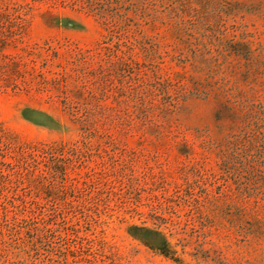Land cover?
Masks as SVG:
<instances>
[{
	"label": "rangeland",
	"instance_id": "1",
	"mask_svg": "<svg viewBox=\"0 0 264 264\" xmlns=\"http://www.w3.org/2000/svg\"><path fill=\"white\" fill-rule=\"evenodd\" d=\"M257 114L264 0H0V264H264Z\"/></svg>",
	"mask_w": 264,
	"mask_h": 264
},
{
	"label": "trees",
	"instance_id": "2",
	"mask_svg": "<svg viewBox=\"0 0 264 264\" xmlns=\"http://www.w3.org/2000/svg\"><path fill=\"white\" fill-rule=\"evenodd\" d=\"M95 9H92L94 11ZM100 14V13H97ZM103 15H101L102 17ZM256 119L254 125L255 129L254 132L251 135V140L254 142H262V145L260 146V150L255 154H250L251 148H245L244 153V159L246 162H257L260 166H264V126L260 124V121H262V118L257 114V116H254ZM247 136H250L249 133L245 134ZM238 139V137H237ZM242 160V159H241Z\"/></svg>",
	"mask_w": 264,
	"mask_h": 264
}]
</instances>
